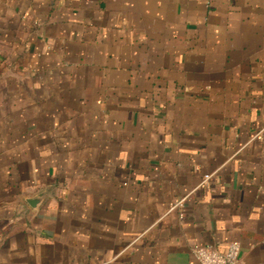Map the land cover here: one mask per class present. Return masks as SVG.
<instances>
[{
    "label": "crops",
    "instance_id": "crops-1",
    "mask_svg": "<svg viewBox=\"0 0 264 264\" xmlns=\"http://www.w3.org/2000/svg\"><path fill=\"white\" fill-rule=\"evenodd\" d=\"M230 242L264 264V0H0V264Z\"/></svg>",
    "mask_w": 264,
    "mask_h": 264
},
{
    "label": "built area",
    "instance_id": "built-area-1",
    "mask_svg": "<svg viewBox=\"0 0 264 264\" xmlns=\"http://www.w3.org/2000/svg\"><path fill=\"white\" fill-rule=\"evenodd\" d=\"M206 175L205 179H209ZM192 253L196 264H239L241 245L238 242H230L225 250L221 251L212 246L196 244L192 247Z\"/></svg>",
    "mask_w": 264,
    "mask_h": 264
},
{
    "label": "water",
    "instance_id": "water-1",
    "mask_svg": "<svg viewBox=\"0 0 264 264\" xmlns=\"http://www.w3.org/2000/svg\"><path fill=\"white\" fill-rule=\"evenodd\" d=\"M41 198H42V196L39 195L37 197H34L33 199H30L28 202H29L30 205H32L33 207H35V206H37L40 203Z\"/></svg>",
    "mask_w": 264,
    "mask_h": 264
}]
</instances>
